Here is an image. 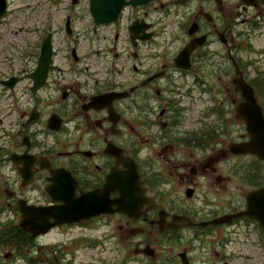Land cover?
Returning a JSON list of instances; mask_svg holds the SVG:
<instances>
[{"label": "flooded vegetation", "instance_id": "1", "mask_svg": "<svg viewBox=\"0 0 264 264\" xmlns=\"http://www.w3.org/2000/svg\"><path fill=\"white\" fill-rule=\"evenodd\" d=\"M46 1L0 34V264H264V0Z\"/></svg>", "mask_w": 264, "mask_h": 264}, {"label": "water", "instance_id": "2", "mask_svg": "<svg viewBox=\"0 0 264 264\" xmlns=\"http://www.w3.org/2000/svg\"><path fill=\"white\" fill-rule=\"evenodd\" d=\"M99 3H101L105 9L104 12H108L109 14H105V19H100V21H112L116 18L117 13L119 12L121 6L123 5V1L121 0H90V12L92 16L94 17L95 21H98V17L104 16L102 15V10L99 9ZM6 2L5 0H0V16L3 14L5 10ZM115 6V7H114ZM107 10V11H106ZM195 48L194 42L189 45L188 48L185 49V53H188L189 51L193 50ZM187 55V54H186ZM236 83V89L240 91L244 97V101L240 103L236 108L237 115L243 119L245 124L247 125L248 132L251 136H256V138H252L251 142L247 144L244 151H250L252 153H256L260 157H263L261 154H263V142H264V118L262 117L261 108L256 103L252 88L246 84L242 79H238L235 81ZM239 152V150H236V152ZM134 179L133 182L135 184V197H141L142 195V188L139 186L138 177L136 176V173L134 172ZM129 181V179H128ZM122 182V179H121ZM126 187L121 186V203L119 204L120 208L126 207L127 203L124 202V199L127 196V192L125 190ZM141 188V189H140ZM119 208V211H122L126 214H128L127 211L121 210ZM74 212V211H73ZM75 213V212H74ZM100 214L96 212H82L81 214L78 213L76 216V220L82 219L85 217H88L90 215ZM62 221H71L70 218H64ZM55 223H60L59 221H56ZM53 223L52 225H54ZM45 231V230H44Z\"/></svg>", "mask_w": 264, "mask_h": 264}, {"label": "rangeland", "instance_id": "3", "mask_svg": "<svg viewBox=\"0 0 264 264\" xmlns=\"http://www.w3.org/2000/svg\"><path fill=\"white\" fill-rule=\"evenodd\" d=\"M7 2V15L0 22V34L3 40L1 43L2 47H6L7 45L10 47V41L16 42L17 40V37L14 36L16 33H24V29L31 28L34 18L39 13L38 7L44 2L47 3L46 0H7ZM7 50L1 54L0 59L4 55L3 59L10 61L9 53L13 55L14 52L11 48H7ZM81 259L82 257L79 256L72 264H78L81 262Z\"/></svg>", "mask_w": 264, "mask_h": 264}]
</instances>
